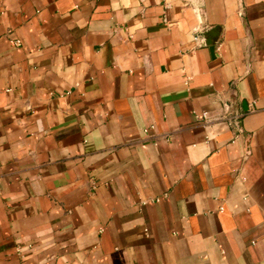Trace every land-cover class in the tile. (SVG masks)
Returning a JSON list of instances; mask_svg holds the SVG:
<instances>
[{"label":"crops","instance_id":"1","mask_svg":"<svg viewBox=\"0 0 264 264\" xmlns=\"http://www.w3.org/2000/svg\"><path fill=\"white\" fill-rule=\"evenodd\" d=\"M0 264H264V0H0Z\"/></svg>","mask_w":264,"mask_h":264},{"label":"built area","instance_id":"2","mask_svg":"<svg viewBox=\"0 0 264 264\" xmlns=\"http://www.w3.org/2000/svg\"><path fill=\"white\" fill-rule=\"evenodd\" d=\"M16 45L20 46V41H16ZM239 119H240L239 116H232L231 118L228 119V122H229L230 126L236 128L237 124L239 122ZM152 128H150V129H152ZM149 131H150L149 129L145 130L146 133H148ZM157 201H159V199H157Z\"/></svg>","mask_w":264,"mask_h":264},{"label":"water","instance_id":"3","mask_svg":"<svg viewBox=\"0 0 264 264\" xmlns=\"http://www.w3.org/2000/svg\"><path fill=\"white\" fill-rule=\"evenodd\" d=\"M205 45L210 48L211 52H214L215 42H214L213 38H211V39L208 38L205 42ZM237 127L242 131V123H238Z\"/></svg>","mask_w":264,"mask_h":264}]
</instances>
